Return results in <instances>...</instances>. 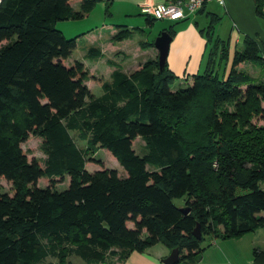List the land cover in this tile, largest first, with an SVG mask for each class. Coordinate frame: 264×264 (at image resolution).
<instances>
[{
  "label": "trees",
  "instance_id": "16d2710c",
  "mask_svg": "<svg viewBox=\"0 0 264 264\" xmlns=\"http://www.w3.org/2000/svg\"><path fill=\"white\" fill-rule=\"evenodd\" d=\"M253 1L264 20L263 0ZM71 2H0V178L14 189L12 197L0 189V264H64L69 257L121 264L157 243L177 248L187 264L204 250L206 236L229 240L264 229V218L255 216L264 212V126L253 122L264 117V81L241 69L264 70V49L245 37L222 78L216 66L227 49L217 38L206 70L175 90L176 77L157 58L130 73L108 61L114 70L109 81L99 80L102 94L95 97L85 65L70 60L76 39H66L56 24L83 20L96 1L80 0L76 11ZM208 18L210 42L220 18ZM132 33L117 26L111 41ZM86 57L104 55L89 48ZM30 135L40 139L43 160H28L21 148ZM136 139L143 155L133 150ZM97 147L126 174L88 172L87 155ZM197 225L200 239L193 235Z\"/></svg>",
  "mask_w": 264,
  "mask_h": 264
},
{
  "label": "crops",
  "instance_id": "0c3cea01",
  "mask_svg": "<svg viewBox=\"0 0 264 264\" xmlns=\"http://www.w3.org/2000/svg\"><path fill=\"white\" fill-rule=\"evenodd\" d=\"M95 1V6L89 15H87L84 19H88L94 14H99L98 21H101L103 24L101 32L97 34V37H95L93 31L91 33H87V35H85L86 33L84 32L80 35L84 34L83 38L92 37L88 44L90 46L89 48H97L104 55L102 59L92 60L95 63H104L110 68L109 78L107 74L104 75L99 71L101 78L103 77L101 79L103 81H109L114 70V67L107 65L108 61H111L115 65L119 66L123 72L130 73L136 70L139 65L143 64L147 60H154L156 58L158 59L159 52L154 45L155 41L162 32H166L169 35L167 31L172 29L174 34L172 36L169 35L170 42L165 64L168 70L176 77V80H183L186 84H190L192 81V76L199 74L203 66V71L206 70L209 52L212 49V45H210V42H208V38L205 35V31L209 26V21L207 18L208 15L206 14L207 16H204L210 5H213L212 10L215 12H217L215 5L219 6L221 8L220 11L229 18V20L232 22L233 28H235L238 33L244 34V38H254L258 42L260 48L262 50L264 49V20L256 15L253 0H224L223 6H220L215 2H210L205 5L202 11L199 10L198 12L190 14L185 12L184 17L179 20H153L141 13L142 6L168 4L175 0ZM70 5L72 9L76 11L79 9L80 0H72ZM261 10L264 15V0ZM106 12H109V15H107ZM215 12H209L208 14H214L220 18V16ZM104 19H107L108 22L104 21L103 23ZM148 21H152V25H150ZM156 21H166L172 23L173 25H170L165 29L159 28L157 33L154 34L153 42L141 41V39L137 38L138 35L144 34L146 30L152 32L151 29H154V27L157 26L155 25ZM69 22H72V24L67 25H73V22L75 21L69 20ZM117 26L125 27L131 31L133 30L131 37L121 42H112V37L117 33ZM94 28H97L96 25L95 27H92V30H94ZM215 28L211 32V37L214 36ZM217 38L218 36H215V40ZM227 38L228 39L225 38L227 41L223 40V42L227 49V55H230V48L232 44H235L233 50L236 49V43L239 40V34H237L235 31H232ZM79 41L80 38L76 39V44ZM83 52L85 51L83 50ZM219 52L220 51L218 50L217 60ZM83 58H86V55H84ZM83 64L85 65V63ZM245 65L248 64L242 65V70H245L243 68ZM85 67L86 69L88 68L86 65ZM262 217L264 218V216ZM203 247L204 250L192 263L264 264V255L262 254L264 253V229H258L247 233L240 238H233L229 240L213 238L210 239L207 245ZM255 249L258 251V253L261 252L258 258L253 256ZM158 258H160L162 261L164 258H166V255H163L162 257H154L150 254H146V252H133L121 264H162Z\"/></svg>",
  "mask_w": 264,
  "mask_h": 264
},
{
  "label": "rangeland",
  "instance_id": "374dc122",
  "mask_svg": "<svg viewBox=\"0 0 264 264\" xmlns=\"http://www.w3.org/2000/svg\"><path fill=\"white\" fill-rule=\"evenodd\" d=\"M212 6L213 5H210L208 7L204 16H207L209 12H215L212 10ZM215 7L217 8L216 9L217 12L215 13L220 16V20L216 24L215 33H214V36L211 37L210 45H212V48H213V44L215 42V36H218V38L221 39L222 41L223 40L227 41L226 39H228L227 37L229 36V34L232 31H235L237 34H239V40L236 43L235 50L236 51L242 50V44H243L242 42H243L245 35L238 33L236 29L233 28L232 22L229 20V18L224 13L220 11L221 8L219 6L215 5ZM98 18H99V14H94L88 19H83L80 21L73 22L74 24H79V25H74V24L67 25V24H72V22H69V21H61L56 24V29L61 31L66 39L80 38V41L77 42L76 48L71 54L70 60L71 61L76 60L81 63H85V65L88 67L87 69L89 73V80L86 82V85L88 86L90 92H92L94 96H99L102 92L101 86L99 85V80H101L103 77L101 78L100 73H103L104 75L107 74L109 78L110 68L106 66L104 63H99V62L95 63L94 61H91L87 57L83 58V56L86 55V52L90 47L88 44L91 41L92 37L83 38L84 34L83 35H80V34L84 32L86 33L85 35H87V33H91L93 31L94 32L93 34L95 35V37H97V34L101 32L102 25H103L101 21H98ZM104 21L108 22L107 19H104L103 23ZM208 21L210 23L209 18H208ZM155 23H156L155 25L157 26H155L154 29H151L152 32H149L146 30L144 34L138 35L137 38L141 39V41L153 42L154 34L157 33L159 28L165 29V28H168L170 25H173L172 23L166 22V21H161V22L156 21ZM95 25L97 28H94V30H92V27H95ZM234 45L235 44L231 45L230 55L228 54L226 59L222 60L216 66V72H218L220 76L222 75V78H226L231 70L232 61H233L234 54H235V50H233ZM83 50L85 52H83ZM219 51H220V48H219ZM243 68L245 69V71L250 73L251 76L255 77L258 80L264 81V70H261L259 68H253L250 65H245ZM203 69H204V66L199 74H202ZM186 85L188 84H186L185 81L175 79L174 83L170 86V88L171 90H175L180 87H184ZM253 122L256 123L257 125L264 126V117L262 119H254ZM70 134L72 138L74 139V142L77 145V147L82 150H85L86 143L79 141L76 133L71 132ZM40 146H41L40 139L35 138L32 135L29 136L28 140L25 143L21 144V148L25 150L27 153L28 160H31L33 158L43 160L45 158V156L41 152ZM133 150L137 154L143 155L145 153L143 141H141L140 139H136L133 143ZM100 169L114 170L116 171L118 176H121V177L126 174L125 171L122 169V167L119 165V163L116 161V159L112 157L111 154L106 149L97 147L96 149H94L93 153L89 152L87 155L86 170L92 173ZM47 184H48L47 180L42 178L38 180L37 187L43 189L47 186ZM67 186H68V178H65L64 182L57 184L56 188L61 191V190H64ZM0 189H1V192L8 194L10 197L13 196L14 189H13L12 184L8 183L3 178H0ZM173 203L178 207H182L184 204V201L183 199H174ZM255 216L256 218H260V216H264V212L257 213ZM128 227H133L132 223H128ZM145 235L146 234L143 232L142 236L144 237ZM209 241H210L209 238L206 236L205 240L202 242V246L207 245ZM145 252L146 254H150L154 257H162L163 255H166L167 257L170 254V250L160 243L147 247L145 249ZM158 259L161 261L160 258ZM47 261L57 262L55 259H52V258H48ZM64 264H85V263L78 258L69 257L67 260H65Z\"/></svg>",
  "mask_w": 264,
  "mask_h": 264
},
{
  "label": "built area",
  "instance_id": "2783aa9c",
  "mask_svg": "<svg viewBox=\"0 0 264 264\" xmlns=\"http://www.w3.org/2000/svg\"><path fill=\"white\" fill-rule=\"evenodd\" d=\"M210 2L224 5V0H175L168 4L142 6L141 13L153 20H179L184 17L185 12H198Z\"/></svg>",
  "mask_w": 264,
  "mask_h": 264
},
{
  "label": "water",
  "instance_id": "95a60500",
  "mask_svg": "<svg viewBox=\"0 0 264 264\" xmlns=\"http://www.w3.org/2000/svg\"><path fill=\"white\" fill-rule=\"evenodd\" d=\"M170 42V36L166 32H162L161 35L155 41V47L159 52L158 64L159 68L162 69L165 63V59L168 52ZM181 212L184 215H187L189 210L188 208H181ZM193 235L196 239L201 238L200 227L197 225L193 231ZM181 261V254L177 248L170 250V254L164 258L161 262L162 264H179ZM187 264H195V263H187Z\"/></svg>",
  "mask_w": 264,
  "mask_h": 264
}]
</instances>
